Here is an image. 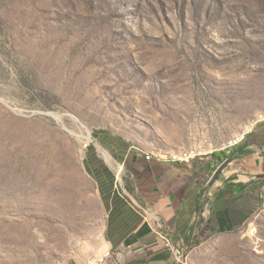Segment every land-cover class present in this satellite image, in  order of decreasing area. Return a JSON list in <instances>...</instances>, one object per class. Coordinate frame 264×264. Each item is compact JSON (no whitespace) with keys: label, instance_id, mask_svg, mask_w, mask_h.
Segmentation results:
<instances>
[{"label":"rangeland","instance_id":"1","mask_svg":"<svg viewBox=\"0 0 264 264\" xmlns=\"http://www.w3.org/2000/svg\"><path fill=\"white\" fill-rule=\"evenodd\" d=\"M260 119L264 0H0V264L35 262L9 222L50 218L15 193L102 132L203 151Z\"/></svg>","mask_w":264,"mask_h":264},{"label":"crops","instance_id":"2","mask_svg":"<svg viewBox=\"0 0 264 264\" xmlns=\"http://www.w3.org/2000/svg\"><path fill=\"white\" fill-rule=\"evenodd\" d=\"M81 147L49 188L15 193L19 204L33 195L50 218L9 222L32 244L4 259L91 264L109 252L111 264H264V119L227 148L157 147L107 131Z\"/></svg>","mask_w":264,"mask_h":264},{"label":"built area","instance_id":"3","mask_svg":"<svg viewBox=\"0 0 264 264\" xmlns=\"http://www.w3.org/2000/svg\"><path fill=\"white\" fill-rule=\"evenodd\" d=\"M239 142H240L239 139L238 140L230 141L229 144L227 145V147L236 146ZM148 158H150V156H148ZM179 254L180 253H178L177 255H179ZM110 259H111V254L109 252H107L99 260H97L95 262H91V264H111Z\"/></svg>","mask_w":264,"mask_h":264},{"label":"water","instance_id":"4","mask_svg":"<svg viewBox=\"0 0 264 264\" xmlns=\"http://www.w3.org/2000/svg\"><path fill=\"white\" fill-rule=\"evenodd\" d=\"M231 160L232 159H227V160L222 162V164L214 172L213 177L211 179V184L217 179V177L221 174V172L224 170V168L231 162Z\"/></svg>","mask_w":264,"mask_h":264},{"label":"trees","instance_id":"5","mask_svg":"<svg viewBox=\"0 0 264 264\" xmlns=\"http://www.w3.org/2000/svg\"><path fill=\"white\" fill-rule=\"evenodd\" d=\"M215 153H217V152H214V154ZM220 154H225L226 155V157L227 158H231V157H233V156H235V158L236 157H240L241 156V154H243V151H242V149H240V150H237V151H233V150H231L230 151V153L228 154L227 153V149H225V150H223V151H221V152H219Z\"/></svg>","mask_w":264,"mask_h":264}]
</instances>
